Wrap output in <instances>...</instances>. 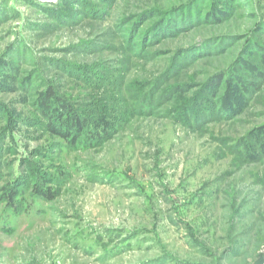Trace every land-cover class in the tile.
I'll return each mask as SVG.
<instances>
[{
    "label": "rangeland",
    "instance_id": "obj_1",
    "mask_svg": "<svg viewBox=\"0 0 264 264\" xmlns=\"http://www.w3.org/2000/svg\"><path fill=\"white\" fill-rule=\"evenodd\" d=\"M0 264H264V0H0Z\"/></svg>",
    "mask_w": 264,
    "mask_h": 264
}]
</instances>
